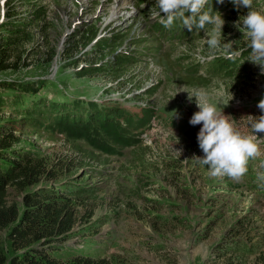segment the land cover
I'll return each mask as SVG.
<instances>
[{"label":"rangeland","instance_id":"1","mask_svg":"<svg viewBox=\"0 0 264 264\" xmlns=\"http://www.w3.org/2000/svg\"><path fill=\"white\" fill-rule=\"evenodd\" d=\"M131 1L10 0L6 11L8 14L13 11L14 15L7 16L6 12L5 21L10 20L7 23L12 25L15 20L16 24L22 21L30 23L28 29L31 28L34 41L22 47V59L26 61L30 57L27 62H32H29L27 68H21L18 72L8 71L0 74V77L53 82L62 90L60 74H73L76 89L72 84H67L68 89L64 92L70 91L71 94H78L81 99L86 97L91 100L100 91H112L110 87L104 89L110 84L118 90L127 88L128 83L138 85L146 78V67L140 59L142 52L127 57L134 62L116 66L115 76L111 68H108L109 64L100 67L102 71L92 72L88 76L78 75L84 64L94 63V59L100 61L98 55L103 53L92 56L93 51L109 43L103 38L99 44L92 46L91 40L80 47L79 41L85 31L95 29L96 34L99 30L103 35L112 32L109 31L111 25L107 23L113 16V25H129V28H117L116 35L120 38V44L129 38L130 33L136 37L141 31L143 20L125 16L126 5ZM216 4L225 20L222 29L224 42H232L231 48L210 52L205 43L206 34L198 31L192 37L194 40L189 37L184 40L193 44L191 51H199L195 58L204 52L213 59L217 54L236 50L243 43L246 45L248 41L240 24L235 26L236 21L246 15L248 10L240 6V15H230L233 4L229 0ZM253 8L264 12V0H254ZM35 13L39 16L35 22H31ZM145 13L140 11L142 16ZM149 35L154 38L148 40L143 51L155 54L156 50L152 48L159 47L160 51L155 56L157 65L163 71L162 85L149 93V98L158 105L156 118L161 120L159 128L151 132L150 127L147 140L141 141L132 152H126L124 157L100 155L98 159L103 167L92 163V166L85 168L93 173L89 183L95 188L89 192L92 197L87 200V206L78 204L76 209L79 218L85 214L86 209H92L91 221L82 224L81 219L74 228L78 234L65 245L72 246L93 261L106 260L108 264H213L217 259L218 243L231 236L249 240V243L257 244L256 250L264 251L263 198L256 187H249V174L245 173L239 179L211 177L207 167L194 158L203 156L196 139L201 125H187L185 131L175 125L177 122H187L189 113L198 111L195 98L189 101L188 93L202 90L207 93L210 103L223 108V113L234 120L242 134H251V125L264 115L258 108V104L264 100V70L248 61L251 57L248 56L250 51H247L246 58L239 62L232 74H226L222 69L217 70L218 74H209L205 65L198 67L192 62L189 54L191 51L186 57H177L178 45L182 43L173 45V40L169 38L161 43L153 32ZM129 41L126 46L130 45ZM52 49L54 56L46 64L43 60ZM187 64L192 65L187 67ZM46 88L40 93H46ZM228 91L233 98L227 104L231 98L226 95ZM52 94L46 93L47 99ZM175 113L177 116L174 117ZM4 115V119L10 117L8 108ZM258 135V154L254 156L257 161L254 164L257 166L264 161V134ZM64 137L41 131L35 134L28 132L23 140L34 152L42 157H50L52 161L72 155L71 143ZM80 145L88 148L85 142H80ZM117 158L122 162L116 161ZM103 159L107 161L105 165ZM116 164H119L120 170L116 169ZM256 173L262 175L259 169ZM252 177L258 179L255 175ZM39 188L30 189L37 191ZM8 193L9 204L21 203L20 192L10 188ZM84 196L82 194L78 197L86 199ZM241 221L245 225L243 232L238 231V223ZM246 234L250 235L249 239H246ZM6 242V231L0 230V246H7ZM256 255L255 252L248 254V261Z\"/></svg>","mask_w":264,"mask_h":264},{"label":"trees","instance_id":"2","mask_svg":"<svg viewBox=\"0 0 264 264\" xmlns=\"http://www.w3.org/2000/svg\"><path fill=\"white\" fill-rule=\"evenodd\" d=\"M137 1L141 3L144 0ZM212 7L214 11L213 3ZM13 15V11L8 14ZM37 16L39 14L35 13L30 21L35 22ZM7 24L0 26V74L8 71L18 72L32 62H27L30 57L26 61L22 59V47L34 41L31 28L28 29L30 23L22 21L14 25ZM180 26L182 27L177 21L170 30L161 24L152 28L154 33L162 32L163 35L176 37ZM95 34V29L85 31L79 46L87 45ZM117 37L114 35L113 39L111 38L113 42L100 46L101 49L93 51L92 56L103 53L98 55L102 61L106 55L113 54L120 45V38ZM73 44L76 45L75 41ZM247 51L243 50L239 58L242 59ZM53 56L54 50H49L43 62L50 63ZM236 59L235 55L230 61L216 60L210 64L207 71L218 74L217 70L222 69L226 74H232L235 70L233 66L237 64ZM71 61L76 63L74 59ZM93 62L84 64L78 75L88 76L92 72L102 71L100 67L103 65L99 66L96 59ZM131 62L132 59L116 56L108 68H111L110 71L115 76L116 66ZM60 76L62 90L58 89L55 83L48 81H0V230L6 231L7 238V246H0V264H108L106 260L93 261L72 246L65 245L78 234L74 228L81 219L82 224L91 221L92 209H86L80 218L76 209L78 204L87 206V200L92 197L89 192L95 188L89 183L93 173L85 168L92 166V163L103 167L98 156L119 155L125 147L136 145V132L149 123L150 113H144L134 119L124 116L123 112L118 110H97L92 101L82 100L78 94H71L70 91L64 92L68 89L67 84L75 87L73 74L62 72ZM45 87L48 89L44 92L53 93L49 99L46 93H40ZM7 108L11 115L4 119ZM120 119L124 120V125L120 123ZM185 125H181L182 130ZM41 131L65 136V140L71 143L72 155L51 161L50 157H42L34 152L25 144L23 138L28 132L35 134ZM80 142H85L88 148L82 147ZM102 161L103 165L107 163L104 159ZM255 162L257 161L252 157L247 163L248 184L251 188L256 187L261 193L264 208V161L258 166ZM257 169L261 170L262 175L256 173ZM85 175L87 177L84 178ZM252 175L258 179H254ZM39 186L37 191L30 189ZM10 188L22 194L21 203H8ZM82 194L86 199L78 197ZM241 222L238 223V231L243 232L245 225ZM249 237L250 235L246 234V239ZM257 247V244L249 243V240L243 238H224L218 243L217 259L213 264H264V251L256 250ZM75 251L77 253H69ZM251 252L257 255L248 261V254ZM221 258L223 260L218 261Z\"/></svg>","mask_w":264,"mask_h":264},{"label":"clouds","instance_id":"3","mask_svg":"<svg viewBox=\"0 0 264 264\" xmlns=\"http://www.w3.org/2000/svg\"><path fill=\"white\" fill-rule=\"evenodd\" d=\"M229 2L248 10L246 15L241 16L242 19L240 17L236 21L235 26L240 24L249 41L251 59L248 61L264 70V12L254 10V0ZM216 3L223 4L224 0H216ZM154 7V15L159 17L165 29H172L179 21L182 28L190 33L194 30L203 31L210 52L231 48L232 42H224L222 34L225 20L219 12L213 11L212 0H154ZM226 95L231 97L228 104L233 96L229 91ZM188 98L189 101L195 98L198 108L188 123L192 126L201 125L196 139L203 156L194 158L207 167L211 177L228 176L239 179L247 171L248 160L258 154L256 139L260 136L258 134H264V115L251 125L252 133L245 135L237 129L234 120L223 113V108L209 102L206 92L193 90L188 93ZM258 108L264 112V100L258 104ZM176 140L178 141L177 137Z\"/></svg>","mask_w":264,"mask_h":264},{"label":"crops","instance_id":"4","mask_svg":"<svg viewBox=\"0 0 264 264\" xmlns=\"http://www.w3.org/2000/svg\"><path fill=\"white\" fill-rule=\"evenodd\" d=\"M116 168H117L118 170H120V169H119V164H116Z\"/></svg>","mask_w":264,"mask_h":264},{"label":"bare ground","instance_id":"5","mask_svg":"<svg viewBox=\"0 0 264 264\" xmlns=\"http://www.w3.org/2000/svg\"><path fill=\"white\" fill-rule=\"evenodd\" d=\"M121 8V7H120ZM119 9V8H118ZM115 11V10H114ZM119 12V11H118ZM117 15V14H116ZM126 18V17H125ZM128 18V17H127Z\"/></svg>","mask_w":264,"mask_h":264}]
</instances>
